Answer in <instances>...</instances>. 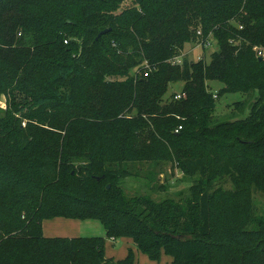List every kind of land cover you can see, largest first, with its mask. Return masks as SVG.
<instances>
[{
    "label": "trees",
    "instance_id": "16d2710c",
    "mask_svg": "<svg viewBox=\"0 0 264 264\" xmlns=\"http://www.w3.org/2000/svg\"><path fill=\"white\" fill-rule=\"evenodd\" d=\"M17 1L0 0V15L5 14L0 27L7 31L18 25L28 37L30 33L36 38L46 36L42 23L26 18L33 12L28 7L18 8L20 17L15 18L11 11ZM124 1L76 0L75 7L65 3L58 7L66 25L48 37L60 41L66 61L46 79L45 94L12 108L9 133L15 139L19 158L6 168L0 167V175L7 178L0 187V264H134L132 249L123 259L105 256L106 238L122 237L131 238L133 245L152 261H159L164 253L171 257L172 264H264V238L257 232L217 228L211 221L214 199H236L246 184L264 193V162L246 157L247 153L264 150V57L252 53V44L264 42L263 0H253L252 8L244 11L242 0H152L153 5L131 13L121 8ZM145 1L131 0V4L141 6ZM42 11L47 10L37 12ZM75 15L78 24L68 23ZM194 19H198L201 36L195 29L191 32ZM104 29L110 30L97 38ZM209 36L217 45L209 61H189L183 56L180 65L168 62L181 55L185 44L196 37L206 46ZM106 38L115 40V53L123 55H118L122 60L118 69L106 73L110 81L103 83L110 103L108 107L100 104L99 109L107 107L115 113L110 124L130 121L142 132H158L167 143L188 138L204 152L202 156L173 159L176 168L194 178L188 192L198 212L197 224H180L169 207L143 197H124L120 188L113 196V187L132 173L116 161L106 162L93 150L71 147L64 137L58 156L46 150L28 161L20 156L30 147L22 123L77 102L84 69L92 66ZM9 58L0 48V64ZM135 68L137 71L131 74ZM212 80L222 84L223 94H255L245 117L213 121L209 113L213 104L206 87ZM177 81L184 82L188 92V98L181 101L187 105L183 110L198 118L187 133L182 132L181 125L174 132L178 126L174 128L177 121L172 118L182 112L172 107L173 103H162L168 85ZM211 97L215 99L213 94ZM203 102L207 104L201 105ZM235 106L239 112L246 109L244 101ZM239 131L252 134L241 138L236 135ZM226 137L230 138L227 143L223 139ZM232 149L241 151L243 161L234 159ZM5 156L0 149V160ZM145 158L151 157L143 153V160H151ZM225 180L232 189L222 187ZM83 181H92L98 191L83 193L79 187ZM186 212L179 214L186 216ZM56 217L97 220L104 227L105 237H45L43 220Z\"/></svg>",
    "mask_w": 264,
    "mask_h": 264
},
{
    "label": "rangeland",
    "instance_id": "374dc122",
    "mask_svg": "<svg viewBox=\"0 0 264 264\" xmlns=\"http://www.w3.org/2000/svg\"><path fill=\"white\" fill-rule=\"evenodd\" d=\"M75 1L18 0L17 5L12 6L14 10L11 12L15 14V18L20 17L18 8L28 7L33 11L26 18L33 17L44 25L47 35L42 38H36L31 33L28 37L22 27L20 28L18 25L7 31L0 27V48L7 51V55L10 57L0 64V149L6 154L5 158L0 160V167L6 168L19 158L15 139L9 133L13 106L22 105L27 101H32L36 96L45 94L46 79L59 63L66 61L67 56L63 52L60 41L51 40L48 34L55 35L58 29L66 25L63 19L64 14L58 7L64 3L75 7L77 4ZM247 1L242 0L241 2L243 11L247 7L252 8L254 4L253 0H250L251 4L247 5ZM131 3V0H125L122 2L121 8H128V13H131L132 10L140 11L154 4L152 0H146L141 6H133ZM231 4L232 2L226 3V5ZM260 7L257 5L258 9ZM42 8L47 10L46 13L44 11L37 12ZM4 17L5 14L0 15V22ZM235 20L231 22H235ZM67 21L77 24L79 22L76 15ZM191 23V32L195 29L197 33L200 29L198 19L192 20ZM210 39L209 45L202 46L199 38L196 37L192 42L185 44L180 54L186 56L189 61H196L199 58L209 61L210 54L217 49L214 40ZM17 42H21V44H15ZM115 42V40L106 38L92 66L84 69V79L75 104L57 107L43 115L34 117L29 122L22 123V126L27 130L30 147L20 156L28 161L43 154L45 150L48 154L58 156L60 142L64 137L63 140H67L71 147L93 150L106 162L116 161L120 167L132 173L120 180L119 187H113V196H117L121 189L124 197H143L156 205L169 207L170 212L177 215L180 224L186 222L197 224L199 222L198 212L190 200L188 192L194 178L185 175L176 168L173 160L177 156H202L204 152L196 142L179 137L175 142L167 143L166 138L158 137V132L155 135L142 132L130 121H127L125 125L110 124L111 117L115 113L110 109L106 110L110 99L105 91V85L111 78L105 75L109 71L118 69L119 62H122L118 55L123 56L119 54L120 52L115 53L116 46H113ZM252 45L254 49L256 48L255 51L252 50L254 56L257 55V50H261L262 57H264V42L260 41ZM133 71H137V69H132L131 74ZM206 84L207 92L210 93L208 100L213 104V109L209 111L213 121H233L246 116L251 105L250 102L255 95L253 92L250 94L242 92L223 94L222 84L219 81L212 80ZM178 93L182 94L181 100L174 99V95ZM212 94L217 98L213 99ZM186 98H188L186 84L177 81L168 85V90L162 100V103H173L171 106L182 112L181 115L172 119L177 121L174 128L181 125L183 133H187V129L191 128L198 119L197 116L191 115L189 110H183L187 105L181 101ZM238 101L245 102V110L239 112L236 109L235 103ZM100 104L107 107L102 111L99 109ZM206 104L207 102L201 103V105ZM71 134L73 135L71 136ZM251 134L252 132L239 131L236 135L243 138ZM67 135L70 136L66 138ZM170 138L174 139V136H170ZM223 139L227 143L230 138ZM142 151L147 157H151L145 158L151 159L150 161L143 160ZM230 154L236 161L244 159L238 149L230 150ZM134 156L141 159H133ZM170 157L172 160H169ZM246 157L252 158L256 163H262L264 162V150L247 153ZM4 179L7 178L0 175V187L4 186ZM79 187H82L80 191L83 193L98 191L92 181H83ZM222 187L233 188L232 184L226 180L222 183ZM182 210H187L186 216L179 214ZM211 218L212 224H215L217 228L226 226L252 230L257 232L260 238H264V193L256 191L252 186L246 184L243 193L236 199L216 198L212 201ZM91 223L93 226L81 229L79 236H98L97 230L101 229L98 228L101 227L100 223L95 221ZM119 242L121 240L117 243ZM137 255L136 261L138 262V258L140 259L143 254L137 253ZM138 263L145 264V262H141V259Z\"/></svg>",
    "mask_w": 264,
    "mask_h": 264
},
{
    "label": "crops",
    "instance_id": "0c3cea01",
    "mask_svg": "<svg viewBox=\"0 0 264 264\" xmlns=\"http://www.w3.org/2000/svg\"><path fill=\"white\" fill-rule=\"evenodd\" d=\"M241 27V26H240ZM239 27V28H240ZM98 222L97 220H78L71 219L65 217H56L52 219L43 220L42 222V231L45 237H78L81 229L89 228L93 226L91 222ZM101 229H98V236L105 237V230L103 225L100 223ZM119 240L121 242L117 243ZM118 244V245H117ZM121 244V245H119ZM129 249H132L135 256V264H139L138 262L141 259V262H145V264H172L171 257H167L164 253L161 255L159 261H152L149 258L140 252L132 243L131 238L122 237L119 239L114 238H106L105 242V256L108 258H113L115 260L123 259L127 256ZM138 254H143L138 262L136 261Z\"/></svg>",
    "mask_w": 264,
    "mask_h": 264
},
{
    "label": "built area",
    "instance_id": "2783aa9c",
    "mask_svg": "<svg viewBox=\"0 0 264 264\" xmlns=\"http://www.w3.org/2000/svg\"><path fill=\"white\" fill-rule=\"evenodd\" d=\"M240 28H241V27H240ZM197 35L201 36V30H198V31H197ZM210 38H211V37L209 36V38L204 42V43L206 44V46L210 44V40H211ZM255 49H256V48H255ZM255 49H254V50H255ZM257 56L260 57V58H262V51H261V50H257ZM182 57H183L182 55L174 56V57L170 58V59L168 60V62H170L171 65H180V64L182 63ZM143 74H144L145 76H147V75H148V71H145ZM181 97H182V94H181V93H178V94H175V95H174V99H175V100H179V99H181ZM213 97L216 98V95H213ZM179 129H181V126H178V127L175 129V132H178Z\"/></svg>",
    "mask_w": 264,
    "mask_h": 264
},
{
    "label": "water",
    "instance_id": "95a60500",
    "mask_svg": "<svg viewBox=\"0 0 264 264\" xmlns=\"http://www.w3.org/2000/svg\"><path fill=\"white\" fill-rule=\"evenodd\" d=\"M109 30H110V29H104V30H102V31L98 34L97 38H99L102 34L107 33ZM109 187H110V186L107 185V188H109Z\"/></svg>",
    "mask_w": 264,
    "mask_h": 264
}]
</instances>
